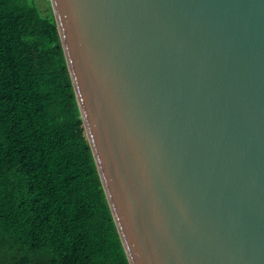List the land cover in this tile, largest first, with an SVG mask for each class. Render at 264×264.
Here are the masks:
<instances>
[{
	"label": "water",
	"instance_id": "95a60500",
	"mask_svg": "<svg viewBox=\"0 0 264 264\" xmlns=\"http://www.w3.org/2000/svg\"><path fill=\"white\" fill-rule=\"evenodd\" d=\"M129 264H264V0H49Z\"/></svg>",
	"mask_w": 264,
	"mask_h": 264
},
{
	"label": "trees",
	"instance_id": "16d2710c",
	"mask_svg": "<svg viewBox=\"0 0 264 264\" xmlns=\"http://www.w3.org/2000/svg\"><path fill=\"white\" fill-rule=\"evenodd\" d=\"M0 264H129L49 0H0Z\"/></svg>",
	"mask_w": 264,
	"mask_h": 264
},
{
	"label": "rangeland",
	"instance_id": "374dc122",
	"mask_svg": "<svg viewBox=\"0 0 264 264\" xmlns=\"http://www.w3.org/2000/svg\"><path fill=\"white\" fill-rule=\"evenodd\" d=\"M46 2L48 1V0H45Z\"/></svg>",
	"mask_w": 264,
	"mask_h": 264
}]
</instances>
